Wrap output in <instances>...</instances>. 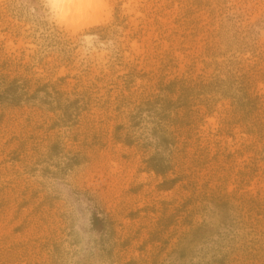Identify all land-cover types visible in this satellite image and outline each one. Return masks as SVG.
<instances>
[{
	"label": "rangeland",
	"instance_id": "rangeland-1",
	"mask_svg": "<svg viewBox=\"0 0 264 264\" xmlns=\"http://www.w3.org/2000/svg\"><path fill=\"white\" fill-rule=\"evenodd\" d=\"M52 2L0 0V264H264V0Z\"/></svg>",
	"mask_w": 264,
	"mask_h": 264
},
{
	"label": "bare ground",
	"instance_id": "bare-ground-1",
	"mask_svg": "<svg viewBox=\"0 0 264 264\" xmlns=\"http://www.w3.org/2000/svg\"><path fill=\"white\" fill-rule=\"evenodd\" d=\"M54 3V16L55 20L58 23L65 22L68 18L76 17L79 14H82L84 9H90L97 7H90L91 0H53ZM94 6L98 5L97 1L93 2ZM89 7V8H88ZM53 8V7H52ZM131 46L137 47L135 43H132Z\"/></svg>",
	"mask_w": 264,
	"mask_h": 264
}]
</instances>
